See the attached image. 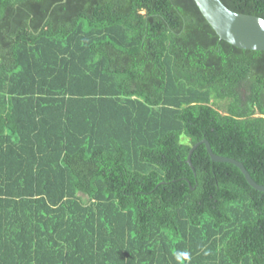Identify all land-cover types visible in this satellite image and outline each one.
Returning <instances> with one entry per match:
<instances>
[{
    "label": "trees",
    "instance_id": "obj_1",
    "mask_svg": "<svg viewBox=\"0 0 264 264\" xmlns=\"http://www.w3.org/2000/svg\"><path fill=\"white\" fill-rule=\"evenodd\" d=\"M203 138L264 184V51L195 0H0V264H264V191Z\"/></svg>",
    "mask_w": 264,
    "mask_h": 264
},
{
    "label": "water",
    "instance_id": "obj_2",
    "mask_svg": "<svg viewBox=\"0 0 264 264\" xmlns=\"http://www.w3.org/2000/svg\"><path fill=\"white\" fill-rule=\"evenodd\" d=\"M201 12L214 27L220 38L242 49L264 51V18L255 14L237 12L229 8L222 0H195ZM205 144L214 161L236 164L245 174L253 187L264 191V184L257 182L247 169L245 163L237 158L216 153L207 138L197 142L190 150L187 161L195 169L192 153Z\"/></svg>",
    "mask_w": 264,
    "mask_h": 264
}]
</instances>
